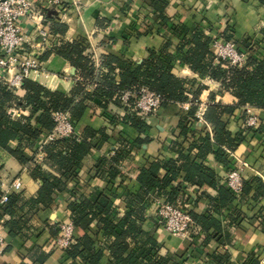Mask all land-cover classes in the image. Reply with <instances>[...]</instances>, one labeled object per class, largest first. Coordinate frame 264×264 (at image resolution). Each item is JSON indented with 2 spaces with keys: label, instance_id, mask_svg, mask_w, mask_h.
I'll use <instances>...</instances> for the list:
<instances>
[{
  "label": "crops",
  "instance_id": "obj_1",
  "mask_svg": "<svg viewBox=\"0 0 264 264\" xmlns=\"http://www.w3.org/2000/svg\"><path fill=\"white\" fill-rule=\"evenodd\" d=\"M78 1L82 7L81 14L75 10L73 0H63L60 5H54L50 0H33L32 16L22 21L25 34L24 48L38 51L42 55L64 41L85 39L96 71L101 74L108 72L102 64L106 55L115 54L141 63L149 56L150 50H162L169 40L164 28L155 29V23H158L160 18L150 5L151 0ZM166 13L171 23L199 24L211 38L226 36L223 32L227 30L236 38L248 39L253 41L254 45L257 43L264 47L262 0H170ZM41 27L49 31L47 42L42 40ZM59 27L62 30H58ZM180 39L179 36L172 38L169 48L170 53L175 56L173 72L179 77L195 81L194 90L200 88V103L207 104L214 100L222 104L231 103L221 95L222 88L219 81L194 72L188 64L180 61L178 57L181 52L177 50ZM239 49L246 53L250 52L243 47ZM261 52L263 53L259 55L264 57V48ZM73 67L68 60L53 52L42 60L41 69L32 71L28 79L51 90L69 93L75 83L82 80L77 69L72 73ZM118 73L119 68L116 69V74ZM116 78L119 80L118 75ZM94 83L95 86L87 85L88 91L94 89L99 81L96 80ZM14 92L20 97L26 93L22 87L15 89ZM190 96L192 94H189V98ZM188 101L168 107L162 106L157 115H148L146 121L151 125L150 130L140 134L128 123L120 120L115 125L112 124L111 117L116 113L120 116L124 115V108L111 103L107 109H103L98 106L100 100L96 99L94 106L89 107L84 115L83 122L88 123L96 131L105 129L108 139L103 140L99 135L93 139L94 145L91 151L84 156L77 177L68 181V187L77 189V195L80 196L81 193L86 197H91L99 190L105 191L113 200L117 218L123 217L130 211L135 215H143L142 221L140 220L143 228L150 235H154L157 242L153 253L156 252L157 256L168 255V264H244L253 252L260 260V264H264V223L259 219H253L260 213L264 215V196L257 201L249 197L241 198L240 201L236 199L230 207L223 209L222 214L211 212L231 235L225 244L216 239L205 240L206 234L201 227H199L200 238H197L194 244L192 237H179L158 224L154 210L159 202L167 201L166 192L153 191L148 206L145 209L141 208L144 201L140 202L137 198L140 184L131 176V171L153 160L174 159L177 163L182 162L180 151L189 155V146L201 135L197 129L196 133L186 136L180 133L181 129L178 126L180 115L190 110L183 106V103ZM20 109L23 115H32L30 108ZM251 112L259 117V125H262L263 133L250 135L239 145L234 155L245 159L248 163L245 179L252 181L260 178L264 182V110L246 106L237 109L233 115H225V119L228 120L229 130L236 134L243 127L244 117ZM31 121L35 123V116L31 117ZM205 124L198 121L199 127ZM147 136L150 137L149 142H144L131 151L129 149L130 152L124 150L125 139L133 142L138 137L144 139ZM175 141L182 143L183 146L180 148L174 143ZM16 143L12 142L11 146L15 147ZM119 150L129 154L127 159L119 164L124 171L122 172L124 177L111 179L107 176L111 167L109 160ZM28 152L30 153L31 150ZM196 152L197 150L194 149L190 157H195ZM230 157L234 158L232 155ZM101 158L106 160L102 165L103 174L97 177L95 174ZM197 161L215 169L218 176L224 175L227 171L226 166L219 163L214 154H208L203 160L197 158ZM0 176L9 181L20 177L24 183L21 191H13L11 194L20 195L14 215L12 214V217L7 215L0 223L1 231L6 238L4 253L0 255V264H90L82 256L70 257L66 250L56 245L59 235L58 225L70 217L68 193L56 196L48 207L32 204L30 199L36 196L41 181L31 176L28 164L19 162L1 147ZM185 186L183 193L177 199L178 203H184L183 205L200 214L210 213L209 196H216L217 190L209 186L201 188L190 184ZM256 186L257 184L254 185L255 188ZM253 193L252 191L251 194ZM197 197L201 198L196 204ZM233 206L242 212L240 219L242 222L236 226L229 223L230 212L236 210ZM100 227L101 225L97 223H93L90 227V235L96 236L94 248L102 253L98 264H113L107 247V238ZM132 247H135V243Z\"/></svg>",
  "mask_w": 264,
  "mask_h": 264
},
{
  "label": "trees",
  "instance_id": "obj_2",
  "mask_svg": "<svg viewBox=\"0 0 264 264\" xmlns=\"http://www.w3.org/2000/svg\"><path fill=\"white\" fill-rule=\"evenodd\" d=\"M169 2L170 0H151L150 5L160 18V21L155 23V29L164 28L169 40L166 41L162 50H150L149 56L141 63L127 60L123 56L109 54L104 57L102 63L108 72L100 74L96 71L87 41L75 39L64 41L53 49L45 51L41 56V59L45 60L55 52L76 67L82 80L77 81L69 93L51 90L27 78L22 83V88L26 93L20 97L14 92L15 89L0 84V147L7 150L19 162L28 164L31 176L41 181L36 196L30 199L32 204L48 207L56 196L69 194L68 208L70 218L75 225V232L74 241L66 251L72 258L82 256L88 263L98 264L102 253L94 248L96 236L90 235V227L93 223H97L101 225L100 229L107 238V247L113 264H168L169 262L168 255L157 256L156 252L153 253L157 242L154 235H150L143 228L140 222L143 215H135L133 211H130L123 217L117 218L114 213L113 200L108 193L99 190L91 197H86L81 193L79 196L76 194L77 189L68 187V181L77 177L84 156L91 151L94 145L93 139L98 135L103 140L108 139L105 129L96 131L88 123L83 122L84 115L89 107L94 106L96 99L100 100L98 106L103 109H107L111 103L124 108V115L120 116L116 113L111 117L112 124L115 125L120 120L128 123L140 134L150 130L151 125L146 121L148 115L138 114L134 99L124 104L123 91L147 86L162 95L163 107L188 101L191 99L189 94H192V100H199L200 88L194 90L195 81L179 77L173 72L175 56L170 53L169 48L172 44L171 39L176 36L181 37L177 44V50L181 52L178 57L180 61L188 64L194 72L219 81L222 88L221 95L231 103L222 104L215 100L210 102L204 113L206 124L203 127L198 126L197 105H192L186 114L180 115L178 126L181 129V135L194 134L196 129L201 134L194 139L188 149L190 153L194 149L197 150L195 157L192 158L190 153L185 155L180 151L182 159L180 163L174 159L153 160L131 171V176L140 184L137 198L140 202L144 201L141 208L145 209L148 206L153 191L166 192L168 202L181 204L177 199L183 193L185 184L198 188L203 186L214 188L217 190V195L209 196L210 213L207 215L184 206L197 226L201 227L206 234L205 240L216 239L225 244L231 235L211 212L222 214L223 209L230 207L236 199L240 201L241 198L249 197L257 201L264 196V182L260 178L252 181L245 179L243 191L237 195L222 181V177L218 176L215 169L197 161V158L203 160L208 154H214L216 160L224 164L226 170H230L235 166V159L230 157V153H234L250 135L263 133L262 125L246 126V116L243 127L233 134L228 128L225 115H233L237 109L246 106L264 110V57L259 55L263 53L261 50L264 47L257 43L254 45V42L248 39L236 38L225 30L223 34L226 35L227 40H233L237 46L250 50V52L243 66L231 65L226 60L217 59L211 47L213 38L199 24L171 23L166 13ZM58 30L62 28L59 27ZM117 68H119L118 74H116ZM117 75L119 80L116 78ZM96 80L99 84L88 91L87 85ZM13 106L28 107L32 115H22L21 118L14 119L9 113V109ZM59 110L70 113L73 124L78 128V133L43 145L42 150L45 156L41 162H38L36 152L40 139L53 129L55 122L52 113ZM33 116H35L34 124L31 121ZM149 141V136L144 139L138 137L133 142L125 139L123 143L126 148L124 150L130 152L140 144ZM12 142H17L15 147L11 146ZM174 143L180 148L183 146L180 142L175 141ZM128 146L132 148H127ZM28 150L31 152L29 153ZM128 155L119 150L110 158L111 167L107 175L109 178L124 177L122 174L124 171L119 164H122ZM105 160L106 158L100 159L98 171L95 174L97 177L103 174L102 165ZM176 181L177 185H175ZM255 184H257L256 188ZM252 191L253 194H251ZM19 196L11 195L8 202L1 207L0 223L7 215L11 217L14 215L15 207L20 200ZM197 198L196 204L199 203L201 197ZM233 207L236 209L235 206ZM230 214V225L241 224L242 212L239 209ZM253 219H259L261 223H264L262 213L254 216ZM201 229L194 231L190 236L194 244L196 239L200 238ZM133 243H135L134 248ZM244 264H260V260L253 252Z\"/></svg>",
  "mask_w": 264,
  "mask_h": 264
},
{
  "label": "built area",
  "instance_id": "obj_3",
  "mask_svg": "<svg viewBox=\"0 0 264 264\" xmlns=\"http://www.w3.org/2000/svg\"><path fill=\"white\" fill-rule=\"evenodd\" d=\"M63 0H50L54 5H60ZM75 10L81 14L82 7L78 0H73ZM33 0H0V84L11 89L22 87L24 79H27L32 71L40 70L42 67L41 53L29 51L24 48L25 34L22 28V21L32 16ZM40 35L44 42H47L49 31L44 27L40 28ZM211 47L217 59L228 61L231 65L243 66L247 62L248 53L239 50L233 40H227L225 36L213 37ZM92 85L96 83L92 82ZM191 99L183 103L186 109L192 105H197L196 117L199 122H205L204 113L209 103H200L199 100ZM131 99L135 100V108L139 115H157L162 108L163 97L147 86L139 89L126 90L122 93V100L127 104ZM9 113L14 119L22 117V110L16 106L9 109ZM55 125L53 129L43 135L36 152V160L41 162L44 153L43 145L69 137L77 132V127L73 124L71 115L67 111H55L52 113ZM246 126L257 127L259 117L251 112L246 118ZM112 154V153H111ZM235 159V166L227 170L222 175V181L235 193L243 191L244 180L248 163L245 159L230 153ZM24 183L20 177L11 181L0 176V210L6 204L13 191H21ZM155 220L168 232L182 238H189L199 227L194 221L188 209L181 204H173L168 201L159 202L154 210ZM59 235L56 245L58 248L66 250L74 241L75 225L69 217L59 223ZM6 238L0 228V255L4 253Z\"/></svg>",
  "mask_w": 264,
  "mask_h": 264
},
{
  "label": "water",
  "instance_id": "obj_4",
  "mask_svg": "<svg viewBox=\"0 0 264 264\" xmlns=\"http://www.w3.org/2000/svg\"><path fill=\"white\" fill-rule=\"evenodd\" d=\"M75 72H76V67H73L72 73H75Z\"/></svg>",
  "mask_w": 264,
  "mask_h": 264
}]
</instances>
